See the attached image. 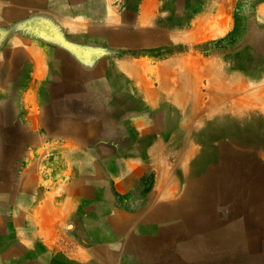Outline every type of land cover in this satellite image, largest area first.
Here are the masks:
<instances>
[{
    "label": "rangeland",
    "instance_id": "rangeland-1",
    "mask_svg": "<svg viewBox=\"0 0 264 264\" xmlns=\"http://www.w3.org/2000/svg\"><path fill=\"white\" fill-rule=\"evenodd\" d=\"M262 8L264 0H0V220L15 207L26 152L37 144L32 135L75 132L79 124L94 122L109 147L98 149L104 165H111L107 158L117 152L130 165L144 162L136 185L137 205L130 203L132 197L117 196L110 186L113 210L141 216L140 223L127 222L119 231L121 246L115 255L120 264H264ZM159 24L165 25L162 32ZM161 35L163 44L150 38ZM244 48L253 68L229 66L227 56ZM210 67L213 71L208 72ZM183 69L203 78L198 104L179 109L172 105L178 119L197 109L200 115H209V124L235 132V139L198 133L180 140L184 130L178 126L164 137L168 122L164 112L171 107L166 102L177 91L193 93L184 85L175 88L174 76H190V82L196 83L193 73L185 75ZM213 80L246 88L244 92L252 94L250 102L239 96L235 110H228L229 103L204 107L212 94L219 95L222 85ZM134 87H141V101L130 99L132 93H118ZM209 89L210 94H205ZM134 120L145 127L136 133L150 130L151 141L139 136L137 153L127 157V148L136 139ZM38 144L42 149L52 146ZM190 146L195 155L176 163V150ZM194 159L203 163L199 175L212 194L204 203L201 195L186 193L185 172ZM161 166L175 169L176 186L165 190L167 200L154 205L148 198Z\"/></svg>",
    "mask_w": 264,
    "mask_h": 264
},
{
    "label": "crops",
    "instance_id": "crops-1",
    "mask_svg": "<svg viewBox=\"0 0 264 264\" xmlns=\"http://www.w3.org/2000/svg\"><path fill=\"white\" fill-rule=\"evenodd\" d=\"M140 88L134 87L133 91L123 88L118 93H132L130 99L140 100ZM133 122L136 139L128 146L127 157L137 153L139 136L145 135V141H151L148 136L151 131L137 134L143 123ZM32 136L37 144L26 152L15 207L0 220V264H120L118 254L115 255L120 248L119 231L127 222L140 223L141 216L131 218L110 208L114 204L110 186L117 196L132 197L130 203L137 205L136 185L144 162L130 165L117 152L107 158L111 165H104L98 149L109 147L103 144L106 137L94 122L79 124L75 132L59 130ZM42 142H50L52 146L42 149L38 144ZM134 147L136 152L132 153ZM154 187L155 184L148 202L157 205L167 200V194L164 200L154 198Z\"/></svg>",
    "mask_w": 264,
    "mask_h": 264
},
{
    "label": "bare ground",
    "instance_id": "bare-ground-1",
    "mask_svg": "<svg viewBox=\"0 0 264 264\" xmlns=\"http://www.w3.org/2000/svg\"><path fill=\"white\" fill-rule=\"evenodd\" d=\"M28 1V0H27ZM80 1H82V0H80ZM49 5V4H48ZM27 6V5H26ZM49 7V6H48ZM89 7H90V5H89ZM22 8H24V7H22ZM28 9V8H27ZM30 10V9H29ZM35 10V9H34ZM47 10V9H46ZM50 10V9H49ZM262 10L264 11V8H262ZM42 11V10H41ZM67 11V10H66ZM45 12V11H44ZM49 12V11H48ZM70 14V13H69ZM76 14V13H75ZM262 16H264V14L262 15ZM61 18V17H60ZM58 20V19H57ZM161 22V21H160ZM264 22V21H263ZM77 23V22H76ZM164 23V22H163ZM165 24V23H164ZM256 24V23H255ZM158 26V25H157ZM86 28V27H85ZM90 29V28H89ZM158 29H159V31L160 32H162V30L163 29H165V25H163V24H159V27H158ZM258 29V28H257ZM71 30V29H70ZM73 30V29H72ZM250 31V30H249ZM95 32V31H94ZM253 34V33H252ZM105 35V34H104ZM110 35V34H109ZM149 35V34H148ZM151 35V34H150ZM152 40H154L157 44H163V42H165V38H164V36L163 35H161V36H156V38L155 37H153V36H151L150 37ZM91 39V38H90ZM89 40V39H88ZM99 40V39H98ZM103 40H104V38H103ZM120 41V40H119ZM125 41V40H124ZM247 41V40H246ZM74 42V41H73ZM93 42V41H92ZM251 42V41H250ZM170 45V44H169ZM242 45V44H241ZM246 45V44H245ZM31 47V46H30ZM250 47V46H249ZM65 48V47H64ZM248 48V47H247ZM31 49H32V47H31ZM53 51V50H52ZM59 51H61V50H59ZM259 51V50H258ZM30 51H28V53H29ZM240 52V53H239ZM64 53V52H63ZM68 53V52H67ZM66 53V54H67ZM258 53V52H257ZM248 54V51L244 48V49H240V50H238L237 51V54L235 53V54H230L229 56H227V61H228V63H229V66H233V67H236V66H247V67H251V68H253L252 66H254L253 65V62L252 61H250V58H247L246 57V55ZM34 56H35V54H33ZM32 55V56H33ZM249 55V54H248ZM60 56V55H59ZM36 58H37V56H35ZM261 57V56H260ZM259 57V58H260ZM68 58H70V57H68ZM65 59V58H64ZM71 59V58H70ZM17 60V59H16ZM73 60V59H72ZM225 60V59H224ZM15 61V60H14ZM40 61V60H39ZM58 61V60H57ZM64 61V60H63ZM38 62V61H37ZM56 62V61H55ZM262 64H264V61H262L261 62ZM39 64V63H38ZM66 64V63H65ZM36 65V64H35ZM44 65V64H43ZM39 66H40V64H39ZM224 66V65H223ZM227 66V65H226ZM64 67V66H63ZM40 68H41V66H40ZM36 69V68H35ZM43 69V68H42ZM73 69V68H72ZM40 70V69H39ZM185 70V72H184V74L186 75V72H187V74L189 73V74H191V73H193V74H191V75H193L192 77H194L195 78V80H196V83H191L190 82V76H184L183 78H180V79H178V77L175 75L174 76V79H176L177 81H174L173 82V84H175V88H178L177 86H181V85H184L185 86V88H187L189 91H191V92H193L194 93V95H192V94H190L189 92L188 93H182V91H177V92H175V97L173 98V97H170V100H169V102H166L167 104H166V106H171V107H167V109H165V112H164V114L166 115V117L168 118V122H167V124H166V126H165V130H164V137L166 136V135H168L169 134V131H170V128H172V127H176V126H178V127H181L182 128V130H184L183 131V134L181 135V136H179L180 138V140L181 139H183L184 140V138L186 137V139H191V137L190 136H194V135H196V134H198V133H202V134H204V136H205V138H209V137H212V136H216V135H218V136H226V137H229V138H232V139H235V135H236V133L235 132H233V131H230V130H226V129H220V128H216V126H214V125H211V124H209L208 122H207V117L209 116V115H207L206 114V116H204V115H200L199 113H198V110L196 109L195 111H193V110H188L187 112H185V114H186V116H184V118H181V119H178V117L176 116V114L178 115V111L176 110V109H174V108H177V109H179V108H183V107H185L188 103H193V104H195V103H199L198 101L200 100L196 95L198 94V89H199V87H200V83H201V80H202V76L201 75H199L198 73H196V72H192V71H190L189 69H183V71ZM208 70V72H210V71H213V69L210 67L209 69H207ZM37 72V71H36ZM62 73V72H61ZM131 73V72H130ZM164 75H165V73H163ZM162 74V75H163ZM188 74V75H189ZM219 74V73H218ZM86 75V74H85ZM174 74H172L171 75V73H170V77L171 76H173ZM178 75V74H177ZM39 76V75H38ZM84 76V75H83ZM169 76V75H168ZM60 77H61V75H60ZM65 77V76H64ZM141 77V76H140ZM161 77V76H160ZM163 77V76H162ZM165 77V79H166V76H164ZM163 77V78H164ZM170 77H167V78H170ZM63 78V77H62ZM85 78V77H84ZM142 78H144V77H142ZM215 78H219V77H215ZM192 79V78H191ZM220 79V78H219ZM141 80H143V79H141ZM167 80V79H166ZM208 80V79H207ZM206 80V81H207ZM61 81V80H60ZM193 81V80H192ZM221 81H223V80H221ZM221 81H214L213 80V84H223ZM136 82V81H135ZM167 83H168V80L166 81ZM170 82V81H169ZM195 82V81H194ZM60 84V83H59ZM212 85V84H211ZM151 86V85H150ZM149 86V84H148V88L150 87ZM213 86V85H212ZM85 88V87H84ZM246 89V88H245ZM244 88H242V87H237L236 85L234 86V85H230V84H224V85H222V86H220L219 87V89H218V91H219V95H214V94H212L209 98L208 97H206V98H208L207 100V102L205 103V105H204V107H208L209 109H212L213 107H217V106H220V105H217V104H223V105H225L226 103H229V105H228V110H230V109H232V108H234V110L236 109V108H238V106H240V102H239V100H238V98H239V96L240 97H243V100L244 101H246V102H250V97L249 96H251L252 94H250V93H248V92H244V90H245ZM177 90H179V89H177ZM206 91V90H205ZM204 91V93L205 94H210V89H209V93H208V90L205 92ZM246 91H248V90H246ZM243 92L245 93V94H243ZM262 92H264V89H262L261 91H260V93H262ZM91 93V92H90ZM242 93V94H241ZM203 94V93H202ZM202 94H200V95H202ZM241 94V95H240ZM100 95H101V93H100ZM112 95V94H111ZM243 95V96H242ZM91 96V95H90ZM257 98V97H256ZM91 99V98H90ZM109 99V98H108ZM252 99V98H251ZM260 99V98H259ZM258 99V100H259ZM242 100V101H243ZM97 101V100H96ZM241 101V102H242ZM95 102V101H94ZM99 102V101H98ZM109 102V101H108ZM107 102V103H108ZM203 102H205V100L203 101ZM202 102V103H203ZM105 103H106V101H105ZM201 103V102H200ZM243 103V102H242ZM100 104V103H99ZM258 104H261V103H258ZM172 105H173V107H172ZM217 105V106H216ZM194 105H192V107H193ZM242 106V105H241ZM187 107V106H186ZM192 107H191V109H192ZM201 107V106H200ZM6 108V107H5ZM95 109H96V106L94 107ZM102 108V107H101ZM117 108V107H116ZM126 108V107H125ZM194 108V107H193ZM207 108V109H208ZM205 109V108H204ZM224 109H226V108H224ZM115 110V109H114ZM200 110H201V108H200ZM219 110V109H218ZM222 110V109H221ZM205 111H208V110H205ZM220 111V110H219ZM101 112H102V110H101ZM215 112H217V110H215ZM117 113V112H116ZM3 114V113H2ZM111 114V113H110ZM114 114V113H113ZM100 115V114H99ZM98 115V116H99ZM104 115V114H103ZM105 116V115H104ZM36 117V116H35ZM117 117V116H116ZM97 118V117H96ZM197 118V120L195 121V119ZM68 119V118H67ZM104 119V118H103ZM131 119V118H130ZM69 120V119H68ZM87 120V119H86ZM142 120V119H141ZM175 120H177V122H178V124L176 125L175 124ZM180 120V121H179ZM64 121V120H63ZM111 121V120H110ZM196 122V123H195ZM62 123V122H61ZM66 123V122H65ZM134 123V122H133ZM138 124L137 125H139L141 122H137ZM195 123V126L193 125ZM212 123V122H211ZM116 124V123H115ZM1 125V124H0ZM201 125H203V129H202V131L200 130L199 131V126H201ZM192 126V127H191ZM38 127V126H37ZM68 126H66V128H67ZM84 127V126H83ZM143 127V126H142ZM192 128V130H190L189 128ZM40 128V127H39ZM143 128H145V127H143ZM15 129V128H14ZM53 130V129H52ZM67 130V129H66ZM74 130V129H73ZM251 130H250V128L249 129H247V131H246V133L247 134H249V132H250ZM68 132V131H67ZM141 132H142V130H141ZM16 133V132H15ZM20 133V132H19ZM246 133H244L243 132V134H245L246 135ZM21 134V133H20ZM51 134V133H50ZM69 134V133H68ZM116 134V133H115ZM131 134V133H130ZM78 136V135H77ZM114 136V135H113ZM13 137V136H12ZM12 137H11V139H12ZM20 137H21V135H20ZM113 139V138H112ZM116 139V138H115ZM189 139V140H190ZM82 140V139H81ZM3 141V140H2ZM117 141V140H116ZM128 141V140H127ZM160 141V140H159ZM82 142V141H81ZM118 142V141H117ZM2 143V142H1ZM0 143V144H1ZM12 143V142H11ZM156 144V143H155ZM162 145V144H161ZM154 146V145H153ZM183 146V145H182ZM8 148V147H7ZM105 148V147H104ZM153 148V147H152ZM154 148L156 149V147L154 146ZM185 148H187V147H180V149H178V150H176V153H177V157H176V163H178L179 161H180V158H185V157H187L188 155H189V157L191 158V157H193L194 155H195V153H196V151H194V149L192 148V146H190V148H188L187 150L185 149ZM216 148V147H215ZM108 149V148H107ZM120 149V148H119ZM183 149H185L186 151H185V153H184V155H183V153H182V151H183ZM7 150V149H6ZM16 150V149H15ZM224 150V149H223ZM152 151V150H151ZM160 151V150H159ZM136 152V147H134V149L132 150V153H135ZM150 152V151H149ZM113 153V152H112ZM155 152H153V154H154ZM174 154V153H173ZM155 155V154H154ZM176 155V154H175ZM197 155V154H196ZM2 156V155H1ZM106 156V155H105ZM172 156V155H171ZM6 157V156H5ZM112 157V156H111ZM154 157V156H153ZM212 157V156H211ZM83 158V157H82ZM167 158V157H166ZM152 159V158H151ZM130 160V159H129ZM145 160V159H144ZM147 160V159H146ZM166 160V159H165ZM228 160V159H227ZM106 161V160H105ZM143 161V160H142ZM208 161V160H207ZM141 162V161H140ZM225 162V161H224ZM228 162V161H227ZM9 163V162H8ZM231 163V162H230ZM141 165H142V163H140ZM144 164V163H143ZM202 162L199 160L198 162H197V160L196 159H194L193 161H191V163H190V168H189V170H187L186 172H185V177H184V182H186V193L188 194V195H192V193H195L196 195H201V201H203V203H204V201L206 200V198H209L212 194H210L209 193V190H207L208 189V187H207V184H206V186H205V178L203 177V176H201V175H199L200 174V166H202ZM250 164V163H249ZM248 164V165H249ZM132 165V164H131ZM136 165V164H135ZM140 165V166H141ZM165 165V164H164ZM82 166V165H81ZM108 166V165H107ZM156 166V165H155ZM227 166V165H226ZM84 167V166H83ZM166 167H167V165H166ZM175 167V166H174ZM216 167V166H215ZM221 167V166H220ZM224 167V166H223ZM109 168V167H108ZM107 168V169H108ZM161 168H162V166H161ZM217 168V167H216ZM106 169V168H105ZM127 169V168H126ZM158 169V168H157ZM221 169V168H220ZM248 169V168H247ZM119 171V170H118ZM121 171V170H120ZM152 171V170H151ZM211 171H212V169H211ZM150 172V171H149ZM213 172V171H212ZM115 173V172H114ZM175 173H176V171H175V169L173 168V169H168V168H165V169H163L162 168V170H161V172H159V173H157L156 174V182H155V187H154V198H156V196H159L160 198H162V200H164L165 199V197H166V194H165V190H168L169 191V189H172V188H174L175 186H176V180H175V178H174V175H175ZM113 174V173H112ZM134 175V174H133ZM235 176V175H234ZM249 176V175H248ZM136 177V176H135ZM155 178V177H154ZM237 178H238V175H237ZM249 178V177H248ZM233 180V179H232ZM238 180V179H237ZM239 180H240V178H239ZM256 180H257V178H256ZM261 180V179H260ZM255 181V180H254ZM215 182V181H214ZM246 182H247V180H246ZM249 183V182H248ZM255 183V182H254ZM200 184L203 186V187H201L200 188ZM210 184V183H209ZM238 184V183H237ZM253 184V183H252ZM261 184V183H260ZM147 186V185H146ZM215 186H216V184H215ZM210 188H211V184H210V186H209ZM209 188V189H210ZM232 189V188H231ZM238 190H239V188H238ZM247 190V189H246ZM224 191V190H223ZM87 192V191H86ZM161 192L162 193H164L163 195H161ZM171 192V191H170ZM229 192H230V190H229ZM233 192V191H232ZM250 192V191H249ZM168 193V192H167ZM174 193V192H173ZM225 193V192H224ZM7 193H5V195H6ZM227 194V193H226ZM3 195H4V193H3ZM223 195V194H222ZM250 195H251V193H250ZM252 196V195H251ZM4 197V196H3ZM236 197V196H235ZM253 197V196H252ZM219 198V197H218ZM225 198V197H224ZM2 199V198H1ZM211 199H212V197H211ZM3 200V199H2ZM218 200V199H217ZM222 202V201H221ZM252 202V201H251ZM263 203V202H262ZM218 204V203H217ZM260 205V204H259ZM256 207V206H255ZM258 207V206H257ZM111 208V207H110ZM107 210V209H106ZM215 211V210H214ZM106 213V212H105ZM255 213V212H254ZM262 214V213H261ZM132 215V214H131ZM249 215V214H248ZM117 217V216H116ZM19 218V217H18ZM132 218V217H131ZM256 219H257V217H255ZM258 220H259V218H258ZM117 221V220H116ZM250 221V220H249ZM257 221V220H256ZM261 221V220H260ZM262 222V221H261ZM106 223V222H105ZM250 223V222H249ZM257 223V222H256ZM119 224V223H118ZM134 224V223H133ZM125 227V226H124ZM179 227V226H178ZM175 229V228H174ZM128 230V229H127ZM142 230H143V227H142ZM247 230V229H246ZM179 231V230H178ZM167 232V231H166ZM180 232V231H179ZM163 233V232H162ZM169 233H171V232H169ZM181 233V232H180ZM225 233V232H224ZM218 234V232H215V233H213V235H217ZM128 235H129V233H128ZM172 235V234H171ZM175 235V234H174ZM181 235V234H180ZM201 235V234H200ZM234 235V234H233ZM135 236V235H134ZM133 236V237H134ZM139 236V235H138ZM225 236V235H224ZM246 237H248V236H246ZM141 238V237H140ZM161 238V237H160ZM169 238V237H168ZM198 238H199V236H198ZM253 238H254V236H253ZM201 239V238H200ZM199 239V240H200ZM203 239V238H202ZM149 241V240H148ZM157 241V240H156ZM108 242V241H107ZM136 242V241H135ZM147 242V241H146ZM151 242V241H150ZM65 243V242H64ZM193 243V242H192ZM154 244V243H153ZM197 244V243H196ZM104 245H105V243H104ZM202 246H203V244H201ZM93 246H95V245H93ZM121 246V245H120ZM143 246V245H142ZM141 246V247H142ZM187 246V245H186ZM198 246V245H197ZM151 247V246H150ZM199 247V246H198ZM186 248V247H185ZM105 249H107V248H105ZM198 249H200V248H198ZM204 249V248H203ZM95 251V250H94ZM151 251H152V249H151ZM215 251V250H214ZM101 252V251H100ZM108 252V251H107ZM120 252V251H119ZM148 252V251H147ZM190 253V252H189ZM136 254V253H135ZM185 254V253H184ZM205 254V253H204ZM219 254V253H218ZM187 255V254H186ZM107 257V256H106ZM138 257V256H137ZM148 257V256H147ZM168 257V256H167ZM190 257H192V256H190ZM189 257V258H190ZM197 257V256H196ZM195 257V258H196ZM103 258V257H102ZM164 258V257H163ZM185 258H186V256H185ZM184 258V259H185ZM144 259V258H143ZM188 259V258H187ZM186 259V260H187ZM140 260V259H139ZM159 260V259H158ZM164 260V259H163ZM185 260V261H186ZM118 261V260H117ZM174 261V260H173ZM177 262V264H178V261H176ZM185 263V262H184ZM133 264V263H132ZM173 264V263H172Z\"/></svg>",
    "mask_w": 264,
    "mask_h": 264
}]
</instances>
